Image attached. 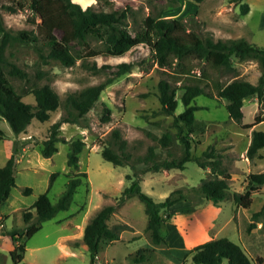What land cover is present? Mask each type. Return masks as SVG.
I'll list each match as a JSON object with an SVG mask.
<instances>
[{
  "label": "rangeland",
  "instance_id": "obj_1",
  "mask_svg": "<svg viewBox=\"0 0 264 264\" xmlns=\"http://www.w3.org/2000/svg\"><path fill=\"white\" fill-rule=\"evenodd\" d=\"M18 0H15L17 3ZM23 8L8 11L4 4L15 3L12 0H0V14L5 27L12 33L17 30H34L43 20L30 7V0H19ZM82 7L91 6L95 10L125 9L126 21L132 29L138 28L141 19L147 15L180 18L189 13L201 24H193L202 36L213 39L243 38L264 47V0H241L247 2L249 10L239 12V2L234 0H76ZM15 3V4H16ZM43 37L37 43L14 41L5 51L9 61L15 63L27 73L26 78L8 76L11 84L19 93H23L25 102H32L28 93L33 84L49 83L61 100L69 91H78L86 86L99 83L110 76L103 64L114 65L121 61L133 63L130 71L115 77L101 91L98 100L85 115L84 124L62 122L59 134L67 143L58 141L57 151L50 157L39 152L41 141L48 132L49 125L62 113V107L50 113L46 121L33 118L25 130L15 134L9 123L0 117V166L14 152L17 156L15 184L8 198L0 204V264H89V252L82 242L83 228L90 217L104 204L115 203L129 180L127 173L133 170L128 165L115 166L102 158L101 142L113 127H118L128 141V149L133 155L145 154L148 146H153L159 157L180 156L181 147L174 137L177 128L173 117L183 109L178 88L175 93L177 107L174 115L159 111L157 83L166 78L173 83L175 74L168 67L159 66L145 44H138L127 50L122 56L100 55L86 60L76 59L72 65H63L58 60L42 61L35 45H42ZM97 47L100 43L92 42ZM76 47H78L76 45ZM86 63L89 65H86ZM95 64L96 68L91 66ZM190 69L189 77L198 76L204 68L208 77L226 83L240 78L252 83L257 81L260 67L255 59L239 60L233 58L234 70L216 71L205 67L203 62L188 58L185 61ZM177 76V75H175ZM179 76V75H178ZM181 76V75H180ZM186 78L185 76H181ZM209 79V80H211ZM178 80L176 86H182ZM193 102L202 106L194 112L197 121L203 125V131L192 135V153L200 155L208 146L213 145L221 156L223 166L230 173L228 179L229 194L218 202L190 193V199L172 205L168 212H163L166 245L154 246L145 231L146 215L144 206L137 197L132 196L116 208L108 219L109 226L119 225V238L102 239L95 264H127L129 254L139 247H153L154 253L148 264H192L189 251L203 241L227 237L242 245L255 264H264V211L255 227L247 232L251 213L264 204V184L250 190L247 199L236 202L234 194H242L246 189L250 173L264 170V147L257 156L249 160L246 149L250 142L252 129L264 131V119L249 128H243L228 116L226 101L199 94ZM110 109V119L101 120L103 105ZM241 123H250L256 114L264 118V101L256 96L247 97L242 105ZM164 132L173 134L168 147H162L157 139ZM75 138L84 141L79 153L76 168L68 167L66 153L68 142ZM141 165H137L139 169ZM84 171L86 177L77 186L76 192L66 210L58 211L50 219L41 222L40 228L25 240L23 258L14 263L9 255L13 247L11 238L3 234L6 230H16L22 234L28 223L22 219V212L29 208L40 193L47 191L50 175L56 172L47 191L52 203L56 202L65 189L69 176ZM212 176L209 167L201 168L196 162L188 161L183 169L171 168L160 171H146L140 174V186L154 200L161 201L172 190H188L199 186ZM31 188L24 194L23 188ZM169 214L170 216H168ZM35 223V217L32 218ZM77 242L78 245H75ZM220 264H227L222 259Z\"/></svg>",
  "mask_w": 264,
  "mask_h": 264
},
{
  "label": "trees",
  "instance_id": "obj_2",
  "mask_svg": "<svg viewBox=\"0 0 264 264\" xmlns=\"http://www.w3.org/2000/svg\"><path fill=\"white\" fill-rule=\"evenodd\" d=\"M234 1L239 2L240 14L247 13L249 10L247 2ZM105 2L107 3L106 0ZM15 3L4 4L3 7L12 12L17 8L24 7V4L19 0ZM29 7L43 20L42 24L38 25V33L27 29H20L16 33H12L5 27L0 14V117L9 123L15 134H18L25 130L33 118L46 121L51 112L62 107L63 113L49 125L47 135L39 146V152L44 157H50L57 151L56 143L58 141L67 143V140L59 134L60 124L62 122L84 124L86 113L98 100L101 91L115 77L130 71L133 63L121 61L114 65H101V68L110 70V76L81 90L69 91L63 100L59 98L49 83L33 84L28 90L33 101L25 102L23 93L16 91L8 78V76L22 79L27 77L26 71L9 61L5 54L6 49L14 41L25 44L37 43L39 36H42V45H35L39 58L44 62L49 59L58 60L66 66L72 65L78 58L86 60L100 55L119 57L130 48L142 43L149 48L154 61L159 66L168 67L174 71L175 74H172L175 78L174 84L166 78L158 80L157 97L160 103L159 111L174 115L178 104L175 97L176 90L183 89L180 95L183 109L173 117V125L177 128L174 137L179 141L181 155L159 157L153 146H148L143 155H133L128 149V141L122 136L120 129L113 127L101 142V156L115 166L128 165L133 172L125 175L129 183L115 198L116 202L101 206L85 224L81 237L89 252V264H95L101 240L119 238L121 227L119 225L109 226L108 219L118 206L128 198L135 196L144 206L145 231L149 235L151 244L154 246L166 245L163 212L169 213L168 210L172 205L190 199L191 192L212 202L221 201L229 194L227 181L230 178V173L223 166L221 156L216 148L213 145H208L200 155L192 153L194 142L192 135L199 131L202 132L204 128L194 115L196 110L203 107L195 104L193 98L204 94L211 98L224 99L228 116L243 128L252 127L263 120L262 116L256 114L252 122L241 123L242 105L245 98L256 96L259 102L264 101V47L243 38L224 40L202 36L194 27H191L190 21L193 24H201L199 20L195 19L194 13L180 18L147 15L141 19L138 28L132 29L126 21L127 11L125 9L95 10L91 6L82 7L76 0H30ZM93 41L99 42L100 46L94 45ZM188 58L197 59L199 62H203L205 67L220 72L234 70L233 58L255 59L259 64L260 74L255 83L240 78L223 83L218 79L209 78L204 68L201 69L198 76L194 74L189 77L187 75L190 73V69L185 63ZM86 65L88 64L86 63ZM91 68H96L94 63ZM180 75L186 78L184 79ZM178 80L183 81L182 86H176L175 83ZM109 119L110 109L104 104L101 120L108 121ZM174 137L172 133L164 132L157 142L162 147H168ZM83 146L84 141L80 138L68 142L66 153L68 167H77L79 153ZM263 147L264 131L252 129L250 142L246 149L248 159L255 158L259 149ZM188 161L196 162L201 168L209 167L212 177L201 182L199 186L188 188V190L176 188L161 201L154 200L142 190L139 183L141 173L150 170L183 169ZM16 164L17 156L12 152L5 163L0 166V204L8 198L12 186L15 184ZM137 165H141V167L137 169ZM56 174L53 172L50 175L48 189ZM85 177L84 171L69 176L65 189L54 203L48 197V189L37 196L29 208L22 212L23 221L28 223L24 230V240L21 239L22 234L16 230L3 232L13 241L9 255L14 263L22 260L25 240L40 228L41 222L70 206L77 186L83 182L82 179ZM261 184H264V170L250 173L246 185L248 189L242 194H234L236 202L247 199L250 190ZM22 192L28 194L31 192V188L25 187ZM263 211L264 204L251 213V221L246 227L247 232L255 227ZM33 217H35L36 223L32 221ZM75 245H78L77 242ZM153 253V247H139L128 255L131 262L127 264H148ZM188 254H190L192 264H220L222 259H226L227 264H255L242 245L227 237L203 241L193 246ZM262 261L264 262V256Z\"/></svg>",
  "mask_w": 264,
  "mask_h": 264
}]
</instances>
